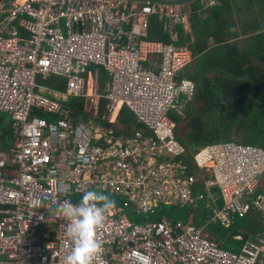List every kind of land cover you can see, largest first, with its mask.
Segmentation results:
<instances>
[{
	"label": "built area",
	"instance_id": "1",
	"mask_svg": "<svg viewBox=\"0 0 264 264\" xmlns=\"http://www.w3.org/2000/svg\"><path fill=\"white\" fill-rule=\"evenodd\" d=\"M199 4L209 10L218 0ZM156 15L171 42L141 38ZM191 15L121 0H0V110L15 133L0 148V264H63L73 246L64 225L89 190L115 202L96 229L102 250L93 264H264V227L236 251L204 232L206 224L162 212L163 204H203L212 211L207 222L226 227L254 210L264 220V146L205 144L193 170L176 137L169 114L196 93L182 76L193 54L175 31ZM51 74L64 87L38 81ZM83 96L91 116L74 118L68 102ZM121 105L146 132L108 124Z\"/></svg>",
	"mask_w": 264,
	"mask_h": 264
},
{
	"label": "trees",
	"instance_id": "2",
	"mask_svg": "<svg viewBox=\"0 0 264 264\" xmlns=\"http://www.w3.org/2000/svg\"><path fill=\"white\" fill-rule=\"evenodd\" d=\"M197 4L194 3L191 7H197ZM175 30L178 35L176 43L182 44L185 35L189 34V32H185L181 25H177ZM192 30L198 35L197 31H195V26L192 27ZM141 38L162 43L172 41L169 29L165 28L157 15L150 18L148 28L141 35ZM246 59L251 60L252 58L247 55ZM203 70L200 68L202 75L207 72ZM208 72H211V70L208 69ZM216 72L217 74L215 73L216 75L213 77L204 74L201 79L191 76L198 81L197 91L193 99L183 108L184 116L177 115V112L169 114L176 122V137L185 145L187 151L186 159L190 162L193 170H196V167L193 164L192 154L205 144L221 140H237L243 143L264 146V64L259 66L250 65L244 71L229 64L227 68L222 67ZM109 78L108 71L103 67V86H106ZM45 80L50 81V83L60 81L61 84L59 86L64 87L65 80L59 76H56L55 79H49L48 77L43 79L41 76L38 78L41 83H44ZM54 86H58V84ZM86 103L84 96L72 98L68 102L72 115L77 118L88 119L91 115L86 111ZM41 114L49 119L53 117L47 113ZM8 115L7 112L0 110L1 149H9L15 136L10 115V120H6ZM122 120H126L128 123L122 125L119 123ZM108 124L115 126L119 132L122 130L120 126H125L123 129L128 134L134 133L137 129L142 132L147 131V126L143 122L138 121L134 113L124 105L120 106L117 116ZM262 181V187H264V178ZM216 191L219 192V189L216 188ZM199 205L204 206L203 204ZM189 207H191L190 210L199 208ZM205 208L206 206L201 211ZM207 208L211 211L210 207ZM162 212L171 215L176 220L181 219L173 213L172 207L163 206ZM205 213V215L199 216L196 221L181 220L187 226L195 227L200 224H206L212 231V236H210L212 239L216 241H220V238L224 239L228 243H233L237 248L248 238V232H244L242 238L239 239L233 234V227L228 230V233L225 230L226 228H223L226 226L221 225L219 222H207V219L212 216H210V212ZM160 214L157 216L158 218L161 217ZM218 226H223L219 232H217Z\"/></svg>",
	"mask_w": 264,
	"mask_h": 264
},
{
	"label": "crops",
	"instance_id": "3",
	"mask_svg": "<svg viewBox=\"0 0 264 264\" xmlns=\"http://www.w3.org/2000/svg\"><path fill=\"white\" fill-rule=\"evenodd\" d=\"M185 9L192 15L188 26L181 25L189 32L182 44L188 45L193 60L183 69L184 77L193 79L198 85L191 76L213 77L218 69L227 68L229 64L243 71L250 65L264 64V0H218L209 10H203L199 3L197 7ZM193 26L198 35L193 32ZM247 55L252 59L247 60ZM200 68L207 72L202 75ZM247 215L249 220L243 219L241 226L234 228L235 236L242 237L248 232L246 229H250L255 237L263 229L264 220L259 212L254 210L239 218Z\"/></svg>",
	"mask_w": 264,
	"mask_h": 264
},
{
	"label": "clouds",
	"instance_id": "4",
	"mask_svg": "<svg viewBox=\"0 0 264 264\" xmlns=\"http://www.w3.org/2000/svg\"><path fill=\"white\" fill-rule=\"evenodd\" d=\"M114 204L115 202L103 192L89 190L82 195L76 207L75 218L64 225V233L71 239L73 246L64 257L63 264H93L94 258L102 250V244L96 238V229L105 220V210ZM40 219L43 220L44 217L41 216Z\"/></svg>",
	"mask_w": 264,
	"mask_h": 264
},
{
	"label": "rangeland",
	"instance_id": "5",
	"mask_svg": "<svg viewBox=\"0 0 264 264\" xmlns=\"http://www.w3.org/2000/svg\"><path fill=\"white\" fill-rule=\"evenodd\" d=\"M196 3H198V2H196ZM48 78L49 79H55L56 78V76L55 75H49L48 76ZM56 83L57 82H52V83H50V81L48 82V80H45V82L43 83V85L44 86H50V87H54V85H56ZM177 115H182V116H184L183 115V111H179V112H177ZM74 118H77V117H75V116H73ZM6 120H10V117H9V115L8 116H6ZM119 123L120 124H124V123H128L126 120H122V121H119ZM163 206H168L169 208L170 207H172V206H170V205H167V204H163L162 205V207ZM173 208V213H175L177 216H179V218H181V219H189V220H192V221H196L197 220V218L199 217V216H201V215H205L206 213L205 212H210L211 213V215L210 216H212V212L210 211V209L209 208H205L203 211H201L203 208H204V206H200L198 209H194V210H190V208L191 207H189V206H187V205H185V206H182V205H179V204H177L175 207H172ZM124 214L125 215H127V216H129L130 218H132V219H136L137 217H138V215H136L134 212H133V210H131V209H126L125 211H124ZM249 218H250V216H246L245 218H235L236 219V221H235V219H234V221H233V223L230 225V227H223V228H226L225 230H226V232H228L229 233V229L230 228H232L233 227V230H234V228H236V227H240L241 225H240V223H241V221L243 220V219H245V220H249ZM222 227L221 226H218V229H217V232H219L221 229H222ZM247 231H248V233H249V238H251V239H254V234H253V232L250 230V229H246ZM204 232H206L209 236H212V231H211V229H209V226H205V228H204ZM212 238V237H211ZM220 241H222L223 242V245L226 247V248H229V249H232V250H239V247L237 248L233 243H231V242H227V241H225L224 239H221L220 238Z\"/></svg>",
	"mask_w": 264,
	"mask_h": 264
},
{
	"label": "water",
	"instance_id": "6",
	"mask_svg": "<svg viewBox=\"0 0 264 264\" xmlns=\"http://www.w3.org/2000/svg\"><path fill=\"white\" fill-rule=\"evenodd\" d=\"M125 2H133L139 4L151 3L157 6H181V7H189L192 4L198 2L199 0H121ZM70 108V106H67ZM233 234H236V231H233Z\"/></svg>",
	"mask_w": 264,
	"mask_h": 264
}]
</instances>
